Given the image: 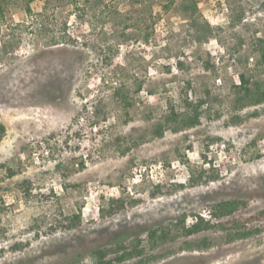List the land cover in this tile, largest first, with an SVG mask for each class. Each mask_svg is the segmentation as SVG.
<instances>
[{"label": "rangeland", "instance_id": "374dc122", "mask_svg": "<svg viewBox=\"0 0 264 264\" xmlns=\"http://www.w3.org/2000/svg\"><path fill=\"white\" fill-rule=\"evenodd\" d=\"M24 2L0 25V264H91L134 236L149 259L120 264H264V220L233 242L179 228L264 209V103L235 101L240 74L264 86V0ZM185 101L198 125L153 136ZM154 228L173 239L152 248Z\"/></svg>", "mask_w": 264, "mask_h": 264}, {"label": "trees", "instance_id": "16d2710c", "mask_svg": "<svg viewBox=\"0 0 264 264\" xmlns=\"http://www.w3.org/2000/svg\"><path fill=\"white\" fill-rule=\"evenodd\" d=\"M35 0H25L24 11L30 12L29 4ZM10 0H0V25L5 17L6 12L9 10ZM147 40V38H146ZM261 63H264V51H262L260 56ZM253 85V84H252ZM250 80L244 75L240 74L238 76V85L235 86V101L236 105L246 106L247 104L259 105L264 103V86L261 87L260 84L254 83V89L252 88ZM141 90V84L137 87V92ZM136 92V93H137ZM113 95L120 98L122 104L126 107L132 106V99L129 97L128 92H123L120 89H113ZM202 101L195 103H188L185 101L184 108L176 109L168 104L165 114L153 127V136L162 137L166 131L177 132L180 130L190 129L198 125L200 118V107ZM97 105L93 107L92 114L97 117L99 111ZM181 110V112L179 111ZM78 117L73 119L75 124H78ZM93 128V125H90ZM4 126L0 125V139L4 133ZM81 168L83 165L80 164ZM15 172L8 169L7 176L13 177ZM25 184V183H24ZM28 186L22 188L23 194L28 195ZM246 206L245 202L231 200L223 201L215 204L208 213V219L201 216H196L194 222L185 228L184 222L185 217L179 221V228L187 235L196 234L202 230H209L214 226H219L227 236L228 242H233L239 239H244L249 236L259 233V229L256 223L264 220V209L253 213L248 216H238L236 213ZM77 218V217H76ZM216 224V225H215ZM173 239L170 237L169 230L163 228L150 229L147 233V242L152 248H156L159 245L165 244L167 241ZM141 239L138 237H133L129 241L116 242L113 245L97 249L93 252V262L91 264H120L128 260H139L140 263L145 259L144 257V247L141 246ZM209 242L206 239L197 241L196 244L188 245L189 249L204 250L209 248ZM81 261L79 259L74 260L72 263L68 264H79Z\"/></svg>", "mask_w": 264, "mask_h": 264}]
</instances>
